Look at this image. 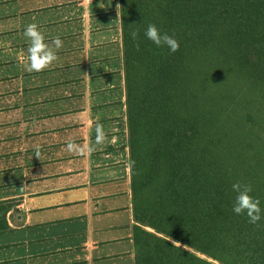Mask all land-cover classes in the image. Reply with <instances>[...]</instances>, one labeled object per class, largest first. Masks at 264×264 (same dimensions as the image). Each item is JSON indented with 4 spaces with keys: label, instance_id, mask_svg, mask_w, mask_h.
<instances>
[{
    "label": "trees",
    "instance_id": "16d2710c",
    "mask_svg": "<svg viewBox=\"0 0 264 264\" xmlns=\"http://www.w3.org/2000/svg\"><path fill=\"white\" fill-rule=\"evenodd\" d=\"M120 4L136 264H264V218L231 210L237 181L264 208V0Z\"/></svg>",
    "mask_w": 264,
    "mask_h": 264
},
{
    "label": "crops",
    "instance_id": "0c3cea01",
    "mask_svg": "<svg viewBox=\"0 0 264 264\" xmlns=\"http://www.w3.org/2000/svg\"><path fill=\"white\" fill-rule=\"evenodd\" d=\"M120 8L0 0V264H136ZM33 22L63 41L40 72L24 69Z\"/></svg>",
    "mask_w": 264,
    "mask_h": 264
},
{
    "label": "clouds",
    "instance_id": "9594fccd",
    "mask_svg": "<svg viewBox=\"0 0 264 264\" xmlns=\"http://www.w3.org/2000/svg\"><path fill=\"white\" fill-rule=\"evenodd\" d=\"M129 35L133 42L137 41V30H132ZM23 36L27 43V60L24 64L25 71L40 72L50 67L57 60L56 50H59L63 46L60 36L51 37L49 43L44 32L34 22L28 23L24 27ZM143 36L157 48H166L169 52H176L180 46L175 35L162 31L155 24H148L144 29ZM104 140L105 132L103 125L97 123L93 143L94 145H100ZM65 147L69 153L82 151L80 145L72 139L67 140ZM92 150H94V147L89 148V151ZM36 156L39 157V147L36 148ZM231 190L234 193L231 208L234 214L246 216L248 222L251 224H257V222L264 218V208L261 207L260 199L251 195L253 189L250 184L237 181L231 185Z\"/></svg>",
    "mask_w": 264,
    "mask_h": 264
}]
</instances>
